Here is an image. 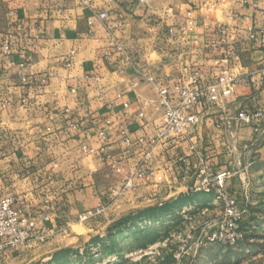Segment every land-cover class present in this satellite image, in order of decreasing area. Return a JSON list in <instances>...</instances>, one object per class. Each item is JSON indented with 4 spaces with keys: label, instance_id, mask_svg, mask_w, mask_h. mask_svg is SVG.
Returning a JSON list of instances; mask_svg holds the SVG:
<instances>
[{
    "label": "crops",
    "instance_id": "0c3cea01",
    "mask_svg": "<svg viewBox=\"0 0 264 264\" xmlns=\"http://www.w3.org/2000/svg\"><path fill=\"white\" fill-rule=\"evenodd\" d=\"M103 11L105 20L98 16ZM190 21L193 31H184ZM248 27L264 29V0H0V37L13 36L11 54L0 53V191L25 211L49 215L50 234L110 205L131 174L130 190L152 204L188 194L195 178L192 171L175 172L181 155L194 166L205 158L215 173L264 159V127L256 133L235 122L239 110L264 107V44L248 38ZM214 38L224 39L216 48L205 46ZM225 50L234 75L257 81L210 105L178 147L158 146L146 160V140L162 110L156 86L142 74L166 80L183 65L216 73L212 58ZM21 64L36 83L20 84ZM224 119L230 121L218 127ZM122 130L130 146L122 143ZM244 145L247 152L236 156L235 147ZM4 255L6 264L30 256Z\"/></svg>",
    "mask_w": 264,
    "mask_h": 264
},
{
    "label": "rangeland",
    "instance_id": "374dc122",
    "mask_svg": "<svg viewBox=\"0 0 264 264\" xmlns=\"http://www.w3.org/2000/svg\"><path fill=\"white\" fill-rule=\"evenodd\" d=\"M235 149L236 156L247 152ZM228 173L225 191L234 200L240 222L235 227L242 234L238 245L208 242L222 228L225 204L213 192H192V185L165 209L125 190L99 213L72 226L63 222L50 234L47 229L41 241L13 251L30 255L21 264H264V159L250 167L238 162ZM4 256L0 264H6Z\"/></svg>",
    "mask_w": 264,
    "mask_h": 264
},
{
    "label": "built area",
    "instance_id": "2783aa9c",
    "mask_svg": "<svg viewBox=\"0 0 264 264\" xmlns=\"http://www.w3.org/2000/svg\"><path fill=\"white\" fill-rule=\"evenodd\" d=\"M141 1L149 2V0ZM98 16L100 19L105 20L108 14L103 11ZM223 27L224 33L221 37L226 36V26L223 25ZM183 29L184 31H193V23L190 21L188 27ZM246 34L250 40L264 44V29L248 27L246 28ZM222 39L224 38L208 40L205 42V46L216 48ZM114 46L117 51L125 53L120 43L116 42ZM12 49L13 36L8 34L2 38L0 37V53L8 56L11 54ZM125 57L128 59V56L125 55ZM231 58L230 50H225L221 58H212L213 66L218 68V71L216 73L209 72L207 75L203 72L200 74L199 71L188 68V66L181 68L179 76L167 75V79L161 81H157L153 75L147 72L142 74L143 80L156 86L159 105L162 110V116L155 135L146 140L148 145V150L144 155L146 160L151 158L152 152L158 146L166 149L178 147L186 140L188 134L202 122L203 112L210 105L226 102L237 87L248 83L254 84L257 81L254 77L245 79L234 75L229 68ZM70 65L71 60L66 63V66ZM17 75L20 84L23 86L38 81L37 78H28L24 75L22 64L18 68ZM40 81L44 83L46 79L42 78ZM229 121L230 119H224L218 122L217 126L222 127ZM235 122L252 126L256 133L259 132L264 126V107H258L252 111L239 110L235 116ZM121 141L125 146L131 144L129 134L125 130H122ZM139 141L143 142L144 139L141 138ZM243 147L246 148L247 145ZM189 148L193 149V146L191 145ZM81 149L86 152L88 147L83 144ZM112 167L115 171H120L116 162L113 163ZM190 171L195 177L192 192H213L225 204L222 228L211 233L208 236V242L226 246L238 245L242 240L239 228L235 227L236 222H239V216L234 200L225 191V182L230 176L228 171L214 173L209 170L205 158L198 157V164L194 166L188 162L187 156L181 155L177 161L175 172L178 176L185 177ZM135 179V174L128 176L122 184V189L124 191L132 189L135 185ZM158 205L161 206L162 202H159ZM100 211V208H95L80 214L79 218L84 220ZM49 219V215L44 213L28 214L23 205L19 204L13 195L0 191V254L28 247L31 242L41 241L46 235V222ZM223 231L228 232L227 236H223Z\"/></svg>",
    "mask_w": 264,
    "mask_h": 264
},
{
    "label": "trees",
    "instance_id": "16d2710c",
    "mask_svg": "<svg viewBox=\"0 0 264 264\" xmlns=\"http://www.w3.org/2000/svg\"><path fill=\"white\" fill-rule=\"evenodd\" d=\"M182 197H183V196H182ZM182 197L178 198L176 201H174V202L171 203V204H164V206H163L162 208L165 209V208H167V207H171V206L176 205Z\"/></svg>",
    "mask_w": 264,
    "mask_h": 264
}]
</instances>
